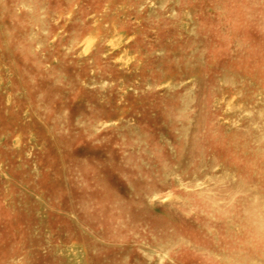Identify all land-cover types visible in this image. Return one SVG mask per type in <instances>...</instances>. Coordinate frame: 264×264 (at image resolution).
<instances>
[{
    "label": "rangeland",
    "instance_id": "obj_1",
    "mask_svg": "<svg viewBox=\"0 0 264 264\" xmlns=\"http://www.w3.org/2000/svg\"><path fill=\"white\" fill-rule=\"evenodd\" d=\"M0 264H264V0H0Z\"/></svg>",
    "mask_w": 264,
    "mask_h": 264
}]
</instances>
